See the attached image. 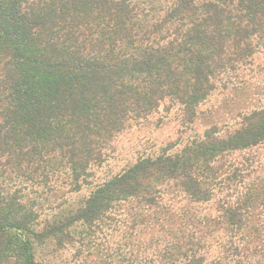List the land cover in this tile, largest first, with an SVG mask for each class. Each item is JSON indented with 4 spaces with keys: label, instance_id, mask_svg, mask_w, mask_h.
<instances>
[{
    "label": "trees",
    "instance_id": "obj_1",
    "mask_svg": "<svg viewBox=\"0 0 264 264\" xmlns=\"http://www.w3.org/2000/svg\"><path fill=\"white\" fill-rule=\"evenodd\" d=\"M258 42L264 0H0V264H264V218L245 234L259 199L228 201L235 169L215 166L264 143V104L93 178L131 125L165 108L193 124Z\"/></svg>",
    "mask_w": 264,
    "mask_h": 264
},
{
    "label": "rangeland",
    "instance_id": "obj_2",
    "mask_svg": "<svg viewBox=\"0 0 264 264\" xmlns=\"http://www.w3.org/2000/svg\"><path fill=\"white\" fill-rule=\"evenodd\" d=\"M259 44L261 47L257 48L253 57L235 69L224 72L212 81L214 88L207 100L197 110L193 124L183 127L180 121L174 117V111L165 108L154 114L148 121L139 125H131L112 141L111 153H108V162L93 170V178L97 177L101 181L111 172H116L132 163L138 154L158 150L170 142H175L181 135L186 138L191 133L202 134L208 129H214L220 134H231L238 129L244 116L249 115L256 110L255 108H260L264 104V44L258 42V46ZM215 166L221 167L220 177H226L232 169H235L231 177L236 179L235 183L238 186L228 191L230 197H225L228 201L235 199L236 193L239 192L237 195L247 194L262 202L263 206L259 201L258 204L254 205L251 211L252 219L245 232L246 235L247 233L250 234L252 238L254 232L249 227L256 228L257 216L260 215L264 218V143L249 150L233 152L215 163ZM88 192V189H83L80 194L73 198H82ZM215 208V204L200 207V211H202L200 216L207 212L213 219L220 220ZM55 213L54 210L46 211L43 209V215L39 220H49L51 215H55ZM208 227L215 234L217 232L221 234V230H219L222 228L221 223L215 227L213 223H210ZM254 241L257 242L255 239ZM52 248L50 247V249ZM37 251H39L37 253L38 260L42 264H49V262L51 264H70L72 260L70 254L74 250L72 248L71 250H51V253L46 249ZM42 253L50 256V260H44ZM94 257L95 255L86 259L88 264H93L91 258L94 259ZM256 258L259 257L256 256ZM72 263H74V259Z\"/></svg>",
    "mask_w": 264,
    "mask_h": 264
}]
</instances>
